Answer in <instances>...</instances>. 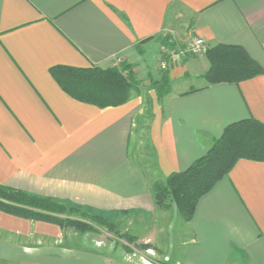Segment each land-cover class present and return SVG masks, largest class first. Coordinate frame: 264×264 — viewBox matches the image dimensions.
<instances>
[{
  "label": "crops",
  "instance_id": "crops-1",
  "mask_svg": "<svg viewBox=\"0 0 264 264\" xmlns=\"http://www.w3.org/2000/svg\"><path fill=\"white\" fill-rule=\"evenodd\" d=\"M198 37L204 49L238 45L264 70V0H0V183L137 223L136 244L183 264H264V162L239 159L189 221L153 200V185L227 125L264 123V74L207 84L204 52L177 55ZM54 65H128L141 84L126 103L99 108L64 93ZM164 71L158 100L147 85ZM65 235L0 210V264H130L122 249L67 246Z\"/></svg>",
  "mask_w": 264,
  "mask_h": 264
},
{
  "label": "trees",
  "instance_id": "trees-1",
  "mask_svg": "<svg viewBox=\"0 0 264 264\" xmlns=\"http://www.w3.org/2000/svg\"><path fill=\"white\" fill-rule=\"evenodd\" d=\"M166 39H160L164 46H167ZM204 56L209 64L203 75L207 84H237L264 74L263 68L238 45L217 44L206 48ZM49 73L68 96L99 108L126 103L132 90L141 84L134 79L128 65H122L121 68L54 65L49 68ZM149 87L156 91L157 99L161 100L169 91L167 71L163 72L159 80L151 81ZM239 159L264 162V123L247 118L227 125L221 135L213 139L206 152L186 169L173 172L163 183L153 185L155 204L167 206L169 200L184 221L191 220L199 199L225 177ZM0 210L60 227L73 226L80 231L93 230L92 225L84 221V217H91L109 230L115 226L100 214H91L72 202L30 193L2 183ZM61 215L64 217L60 218ZM72 215L80 218H70ZM127 239L132 240L131 237Z\"/></svg>",
  "mask_w": 264,
  "mask_h": 264
},
{
  "label": "rangeland",
  "instance_id": "rangeland-1",
  "mask_svg": "<svg viewBox=\"0 0 264 264\" xmlns=\"http://www.w3.org/2000/svg\"><path fill=\"white\" fill-rule=\"evenodd\" d=\"M203 53V52H202ZM116 67V66H113ZM119 68V67H117ZM151 82V81H150ZM150 84V83H149ZM149 87V85H147ZM136 90H132L131 96L136 94L134 93ZM142 96H143V102L146 104V106H149L150 103V97L148 96L146 89H142ZM173 205L172 203L167 201V206H158L160 208H167L169 206ZM174 206V205H173ZM175 207V206H174ZM85 211L91 213V214H100L103 218H105L109 222L114 223L113 229L109 230L99 222H96L91 217H84V221L91 224L93 227L92 231H80L74 228L73 226H59L62 230L66 231V235L64 236V244L67 246H75V245H95L96 243L92 239H98V246H104V245H112L120 250L122 249L124 251V255L126 258V261L130 264H183L180 261H177V254L176 252H173L169 249V254H167L166 248L164 249L165 253H160L158 250H154L151 245L135 243L134 237L131 235L132 230L131 226L134 222H127L124 221L122 217H115V215H110L104 212H100L88 207H82ZM177 211V210H176ZM4 212V211H3ZM9 214V213H8ZM12 215V214H11ZM15 216V215H14ZM22 219H28L26 217H20ZM60 218H63L64 216H59ZM70 218H80L78 215H72ZM30 220V219H28ZM36 221V220H32ZM53 224V223H52ZM137 225V223H134ZM131 237V241H129L127 238ZM169 241V239H168ZM140 247H136V246ZM148 245V247H141V246ZM128 248V249H126ZM173 250V249H172ZM128 258V259H127Z\"/></svg>",
  "mask_w": 264,
  "mask_h": 264
},
{
  "label": "built area",
  "instance_id": "built-area-1",
  "mask_svg": "<svg viewBox=\"0 0 264 264\" xmlns=\"http://www.w3.org/2000/svg\"><path fill=\"white\" fill-rule=\"evenodd\" d=\"M204 42L201 38H194L190 42H188L183 49H179L177 51V55H197L204 52ZM175 55H172L171 58L174 60ZM161 68H166L164 62L160 64Z\"/></svg>",
  "mask_w": 264,
  "mask_h": 264
}]
</instances>
